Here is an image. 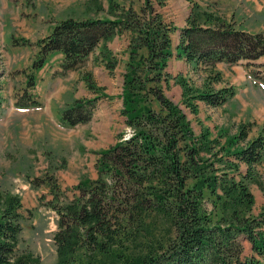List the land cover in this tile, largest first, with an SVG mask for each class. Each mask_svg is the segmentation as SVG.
<instances>
[{
    "label": "trees",
    "instance_id": "16d2710c",
    "mask_svg": "<svg viewBox=\"0 0 264 264\" xmlns=\"http://www.w3.org/2000/svg\"><path fill=\"white\" fill-rule=\"evenodd\" d=\"M163 2L142 0L135 7L133 0H109L107 14L113 18L60 19L38 44L26 88L35 84L33 70L54 51L63 53L59 74L80 69L90 56L112 72L119 59L107 43L129 34L120 96L129 132L118 133L97 152L96 177H80L71 196L52 177L46 183L52 196L47 205L57 216L53 240L59 264H264V208L252 214L248 186L264 161V133L248 138L247 122L235 133L219 129L212 135L208 127L196 133L187 112L197 114L198 101L221 106L234 91L211 84L220 73L192 87L186 77L166 70L176 29L177 55L206 71L219 61L264 55V34L221 22L206 25L193 15L177 28L155 6ZM80 74L96 95L61 109L60 122L67 127L87 123L100 97L109 98L90 71ZM174 83L182 87L178 101L166 94ZM15 97L19 107L40 105L28 89ZM22 218L21 198L0 191V264H41L38 255L18 248ZM161 222L163 233L156 227Z\"/></svg>",
    "mask_w": 264,
    "mask_h": 264
},
{
    "label": "rangeland",
    "instance_id": "374dc122",
    "mask_svg": "<svg viewBox=\"0 0 264 264\" xmlns=\"http://www.w3.org/2000/svg\"><path fill=\"white\" fill-rule=\"evenodd\" d=\"M100 1L101 6L95 0H0V191L17 194L21 198L23 218L18 248L38 255L41 264H59L53 240L57 216L47 205V201L52 198L49 185L46 184L48 177H52L63 195L71 196L72 188L80 177H96L97 152L114 143L118 133L129 132L124 124V116L120 114L122 72L128 44L124 47L122 37L117 35L116 42L110 43L111 39L107 43L117 58L126 57L112 72L107 70L103 62L94 64V60L89 57L76 70L75 76L62 81L58 87L59 96L52 101L61 103L62 107L73 99L93 97L96 93L87 88L80 74L85 69L91 72L92 79L109 98L100 97L87 123L65 127L58 120L51 121L43 108L16 109L11 106L16 104L15 93L25 89L31 91L25 87L26 76L32 69L40 39L49 34L54 23L60 19L112 17L107 14L109 0ZM113 1L128 4L132 0ZM138 1L142 0H133L135 7H138ZM188 2L190 7L184 6L185 0H164L162 5L155 6L166 23L177 28L186 26L192 15L205 24L220 21L228 24L225 17L222 18L210 8L209 2ZM176 31L179 30L176 29L173 34ZM227 64L215 65L211 71L203 68L195 70L190 65L188 75L183 64H168L167 61L166 70H170L173 75L186 77L192 87L201 86L204 78L205 81H211L216 73H220V80H213L211 84L214 87H231L234 91L233 96L221 106H209L198 101L197 114L187 112L196 133L202 127H208L212 135L219 129L235 133L240 122L251 124L248 138L264 133V89L258 82H249L247 77L242 78L239 74L240 66L243 65L251 76L264 77V55ZM39 70H33L35 77ZM181 93L182 87L178 83L166 90V94L174 101L180 99ZM241 170H246L244 164ZM248 186L254 195L251 212L257 216L264 208V161L256 166ZM156 227L163 233L166 224L161 222Z\"/></svg>",
    "mask_w": 264,
    "mask_h": 264
},
{
    "label": "crops",
    "instance_id": "0c3cea01",
    "mask_svg": "<svg viewBox=\"0 0 264 264\" xmlns=\"http://www.w3.org/2000/svg\"><path fill=\"white\" fill-rule=\"evenodd\" d=\"M204 1L209 2V6L212 10H216L222 18L225 17L227 21H229L227 22L228 23L227 25L237 30L245 31L248 33L264 34V0H204ZM187 5L190 7V3L187 0H185L184 6ZM189 13L187 15L185 14L184 16L185 19L189 16ZM220 22L225 24L224 23L225 21H220ZM173 33L171 35V51L173 54L168 58V64L176 63V62L178 64L180 63L183 64L186 67L187 73L189 75L190 64L186 62L185 58L179 57L175 54L177 51L176 49L179 40V31H176L175 34ZM117 36L122 37L121 40L123 41L125 47L129 41L128 34L122 33ZM115 38L116 36L112 38L110 43L112 42L113 44L114 42H116L117 39ZM22 57L23 55L20 58ZM120 57L121 59L118 57L119 62L126 59L125 56L123 58L122 56ZM62 59H63V53L60 51H55L48 55L46 63L42 68H40V70L36 74V85L33 89L34 93L38 97V100L42 104V107H40V109L43 108L46 111L48 118L51 121H55V122L56 120L59 121V115L62 109L61 108L62 104L61 103L55 104L53 103L52 99L54 97L57 99V97L59 96L58 87L60 86L61 83H63L62 81L67 80L72 76H75V74L77 73L76 70H72L64 76H55L56 71L60 70ZM216 65L227 66L228 64L224 62H218ZM181 69L183 70V68ZM168 71L170 72V70ZM239 74L241 75V76L239 75L240 77L243 76L245 79L247 77L246 80L255 83L256 79L254 80V78L247 73V70L243 65L240 66Z\"/></svg>",
    "mask_w": 264,
    "mask_h": 264
}]
</instances>
